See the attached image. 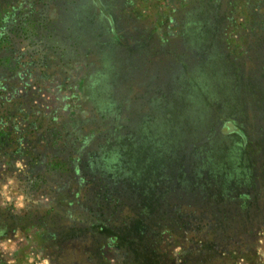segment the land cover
Segmentation results:
<instances>
[{
	"label": "rangeland",
	"instance_id": "obj_1",
	"mask_svg": "<svg viewBox=\"0 0 264 264\" xmlns=\"http://www.w3.org/2000/svg\"><path fill=\"white\" fill-rule=\"evenodd\" d=\"M0 41L10 58L0 102L19 109L15 146L0 152V221L13 226L0 239L4 264H103L72 241L84 206L72 196L106 141L179 143L208 171L225 123L264 147V0H0ZM183 174L190 180L191 169ZM115 190L120 222L131 192ZM176 195L150 202L158 226L174 222L157 244L163 264H264V201L194 209L187 198L199 195ZM103 249L124 264L120 250Z\"/></svg>",
	"mask_w": 264,
	"mask_h": 264
},
{
	"label": "trees",
	"instance_id": "obj_2",
	"mask_svg": "<svg viewBox=\"0 0 264 264\" xmlns=\"http://www.w3.org/2000/svg\"><path fill=\"white\" fill-rule=\"evenodd\" d=\"M95 4L97 6V3ZM97 7L103 12L102 7L99 5ZM1 42L0 65H7L10 63V58L1 54L4 51ZM211 50H213L212 45L209 52ZM202 97H205L203 92ZM18 116L19 109L15 102H0V152L8 153L14 148L15 134L11 123ZM127 123H130V119ZM229 125L224 124L225 128L218 138L222 146L218 150L214 148L208 150L214 160V171H208L206 167L200 165L204 162L198 160L196 151L179 150V143L167 145L165 148L161 146V142L156 141V138L149 136L150 143L148 139L145 145L141 146L142 144L136 141L137 147L132 135L127 139L130 145H121L119 148L118 141H106L104 152L90 155L91 179L83 186L81 184L75 186L76 191L72 201L77 206L79 199L83 200L84 206L80 212L82 216L79 223H73L72 241L84 243L88 257H101L103 264H110L104 258V246L120 250L124 255V264H163L157 244L162 232L172 231L174 222L170 220L161 226L156 224L157 218L153 220L154 210L150 203L153 199H161L155 208L161 207V204L166 203L167 200L169 203H174V197L178 196L176 192L181 193L185 188L188 196H200V198L196 196L195 199L187 198L194 209H198V206L191 201H200L204 205L212 203L219 207L234 206L242 209L249 202L264 201V147H259L258 151L253 150L249 147L244 133L236 127L229 129ZM172 137V133L163 135L162 141L172 143L174 141ZM260 138L264 144V135ZM198 161L200 163H197ZM187 167L191 169L190 180H187L183 174ZM215 177L220 180L216 181ZM131 179L137 182L133 185L131 183L130 190L127 181ZM147 180L150 182L149 185L145 183ZM119 187L126 190L124 196L131 192L129 206L125 208L123 220L120 222L115 218L114 211L111 212L112 206H116L121 200L115 190ZM157 188H160V192L156 193L162 194V197L151 196L152 191L155 193ZM111 203L113 205L109 207ZM205 216L209 217V220L225 218L214 214ZM2 223L3 221H0V239L13 231L11 221L9 227L7 222L5 225ZM44 224L46 229L51 228L49 222ZM0 264L4 263L0 262Z\"/></svg>",
	"mask_w": 264,
	"mask_h": 264
},
{
	"label": "flooded vegetation",
	"instance_id": "obj_3",
	"mask_svg": "<svg viewBox=\"0 0 264 264\" xmlns=\"http://www.w3.org/2000/svg\"><path fill=\"white\" fill-rule=\"evenodd\" d=\"M130 134H132V133H130ZM128 141H129V140H127V139H126V141H125V140H118V142H119L118 144L123 145V146H124L125 144H126V145H130V143H129ZM137 147H138V146H137ZM139 147H140V146H139ZM159 243H160V241H159ZM159 243H158V244H159ZM110 248H111V247H110ZM115 249H117V248H115Z\"/></svg>",
	"mask_w": 264,
	"mask_h": 264
},
{
	"label": "crops",
	"instance_id": "obj_4",
	"mask_svg": "<svg viewBox=\"0 0 264 264\" xmlns=\"http://www.w3.org/2000/svg\"><path fill=\"white\" fill-rule=\"evenodd\" d=\"M260 253L264 252V246L256 247ZM38 264V263H37Z\"/></svg>",
	"mask_w": 264,
	"mask_h": 264
}]
</instances>
